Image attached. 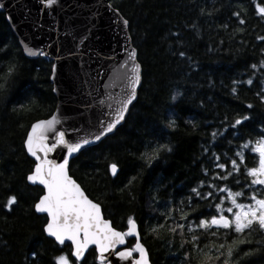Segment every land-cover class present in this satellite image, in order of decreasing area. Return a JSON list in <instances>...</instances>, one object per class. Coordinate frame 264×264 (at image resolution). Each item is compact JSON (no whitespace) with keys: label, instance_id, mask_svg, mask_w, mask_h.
I'll return each instance as SVG.
<instances>
[{"label":"trees","instance_id":"trees-1","mask_svg":"<svg viewBox=\"0 0 264 264\" xmlns=\"http://www.w3.org/2000/svg\"><path fill=\"white\" fill-rule=\"evenodd\" d=\"M109 2L128 21L142 83L124 123L73 158L70 175L116 229L126 231L130 217L136 222L152 264H198L192 245L184 243L191 236L187 226L218 216L222 198V207H231L219 189L243 192L239 203H251L254 192L264 199V186L251 185L247 175L259 159L250 148L264 138V16L257 13L264 0ZM52 65L42 55L25 56L0 9V264H55L61 255L72 264H100L95 248L77 262L69 243L45 234L47 217L34 207L43 189L27 180L35 165L24 145L27 132L56 107ZM237 119L243 123L233 127ZM158 145L170 151L153 159ZM237 153H243V163ZM11 196L17 202L9 209ZM176 224L185 225L183 234L169 231ZM238 238L251 243L239 244L230 264H264V242L258 243L264 233L204 234L199 245L228 246ZM134 244L127 237V246Z\"/></svg>","mask_w":264,"mask_h":264},{"label":"water","instance_id":"water-1","mask_svg":"<svg viewBox=\"0 0 264 264\" xmlns=\"http://www.w3.org/2000/svg\"><path fill=\"white\" fill-rule=\"evenodd\" d=\"M0 9L5 13L26 57L36 58L42 55L53 61L50 80L57 100L56 107L49 117L37 120L33 124L48 120L55 115L60 121L56 125V131L63 132L68 143L89 141L71 155L65 145H59L47 153L46 159L55 164H62L67 158L68 177L80 186L88 199L100 206L70 175L69 166L71 160L83 149L98 144L123 124L131 106L137 100L142 83V67L132 43L128 21L109 0H56V3L50 7L46 5V0H0ZM124 21H127V25ZM133 51L134 60L130 59ZM137 64L140 80L135 85V98L127 105L124 119L111 132H106L107 126L116 120L117 112L123 108L125 100L131 96L134 76L132 69ZM47 135L49 138L45 143L51 146L55 142L56 134L48 132ZM97 136H100V139L97 140ZM27 154L35 162L33 172L40 161L28 152ZM38 155L42 159L45 158L44 152H38ZM28 183L40 186L43 189L41 196L45 195L46 190L43 185L32 184L29 181ZM38 214L47 217V213ZM100 214L104 220L111 223L113 229L120 231L105 218L101 206ZM137 231L140 243L147 252V264H152L148 251L142 243L138 226ZM128 237L135 238L136 244L135 235ZM50 238L55 240L54 237ZM65 243L71 245V241ZM92 247L96 250L95 245H90L88 250ZM128 249L132 248L127 247V237H125V243L117 245L115 251ZM72 251L71 245V255ZM96 254L100 262L97 251ZM139 255L138 252H133L132 258L122 260L111 250L105 253L107 264H132V259H139ZM72 257L75 258L73 255Z\"/></svg>","mask_w":264,"mask_h":264},{"label":"snow or ice","instance_id":"snow-or-ice-1","mask_svg":"<svg viewBox=\"0 0 264 264\" xmlns=\"http://www.w3.org/2000/svg\"><path fill=\"white\" fill-rule=\"evenodd\" d=\"M55 3L56 0H46V5L49 7ZM257 13L264 16V7L258 6ZM124 23L127 25V21H124ZM240 23H244V21L241 20ZM260 39H264V37H260ZM130 59H135L134 51L130 54ZM260 66L264 67V62ZM253 67L255 68L256 66L253 65ZM11 72L12 69H9V75ZM132 72L134 76L132 78L131 96L125 100L123 108L117 112L116 120L107 126L106 132H111L124 119L127 105L135 98V85L140 80L138 64L133 67ZM248 83L251 84L252 81L249 80ZM3 87L4 85L0 83V89ZM246 119H248L247 116L243 117V120ZM243 120L237 119L233 127L242 124ZM58 123H60L59 119L53 115L48 120L33 124L25 140L27 152L40 161L36 164L34 171L28 175L27 180L32 184L39 183L43 185L46 190L45 195L41 196L34 206L36 212L47 213L48 223L44 228L45 233L50 237H54L60 245H64L66 241H71L73 247L72 255L77 262L84 258L85 252L90 245H95L100 264H107L105 253L110 250L122 260L132 258L133 252H138L140 254L139 259H132V264H147V252L140 243L136 222L130 217L127 222V231L120 232L113 229L111 223L102 218L100 206L88 199L80 186L68 177L66 171L67 158L62 164H55L46 159L47 153L53 151L59 145H65L69 155H71L83 147V145L89 143L88 140H84L81 143H68L65 140L64 133L56 131ZM48 132H55L56 134L55 142L51 146L45 143L49 138ZM213 135L216 134L213 133ZM96 139H100V136H97ZM250 143L244 144L243 147L249 149ZM165 150L170 151L166 145H158L153 149L152 158L155 159L161 151ZM250 151L257 153L259 159L258 167L247 169V175L253 177L251 185L264 186V178H261L264 177V138L256 141L251 146ZM38 152H44L45 158L42 159L38 155ZM237 155L241 157V163H243V153H237ZM232 163L236 167V170L239 171L236 161L233 160ZM218 167L223 168L224 165H218ZM110 171L115 176L118 171L117 164H111ZM223 179H227V177H223ZM193 191L195 192L196 189H193ZM219 191L227 192V199L230 200L231 207H222L224 203V199L222 198L221 202L216 205V210L220 213L218 216L213 215L211 219H201L199 224H189L187 226V232L191 233V236L184 243L192 245L198 257V264H210L213 259L220 261L222 257H224L223 264H230L233 253L239 247V244L251 243L250 240L238 238V240H233L232 244L228 246L225 243L217 244L216 241H210L211 246L205 245L204 247H200L199 241L201 235L207 234L212 237H218L220 235H227L231 231L238 234L239 237L240 234H251L252 232L264 233V199L258 198L256 192H254L249 197L251 203L244 204L237 201V197L244 195L243 192H232L226 187L219 189ZM259 191H264V188ZM208 195L210 196L212 193ZM16 202V197L11 196L5 206L10 209ZM225 212L230 215H224ZM187 216V213H183L180 218L186 220ZM159 227H163V225ZM221 229L225 231L221 233ZM177 230H179L180 234H183L185 225L176 224L175 227L169 228V231L172 233H176ZM197 230L203 231L197 234ZM152 231L156 232L157 229H153ZM81 234H83L82 237ZM133 235L136 236V244L132 249L115 251L117 245L125 243V237ZM261 242L264 241H258V243ZM248 254L245 253V255ZM55 264H70V261L66 255H61L55 258Z\"/></svg>","mask_w":264,"mask_h":264},{"label":"rangeland","instance_id":"rangeland-1","mask_svg":"<svg viewBox=\"0 0 264 264\" xmlns=\"http://www.w3.org/2000/svg\"><path fill=\"white\" fill-rule=\"evenodd\" d=\"M134 254L136 255V253H134ZM68 260H69V258H68ZM69 261H70V260H69ZM70 264H72L71 261H70Z\"/></svg>","mask_w":264,"mask_h":264},{"label":"flooded vegetation","instance_id":"flooded-vegetation-1","mask_svg":"<svg viewBox=\"0 0 264 264\" xmlns=\"http://www.w3.org/2000/svg\"><path fill=\"white\" fill-rule=\"evenodd\" d=\"M135 255V254H134Z\"/></svg>","mask_w":264,"mask_h":264}]
</instances>
